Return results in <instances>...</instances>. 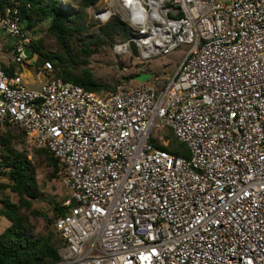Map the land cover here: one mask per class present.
<instances>
[{"label":"built area","instance_id":"2783aa9c","mask_svg":"<svg viewBox=\"0 0 264 264\" xmlns=\"http://www.w3.org/2000/svg\"><path fill=\"white\" fill-rule=\"evenodd\" d=\"M99 2L96 27L117 17L130 32L116 57L130 42L141 61L189 50L165 85L99 94L49 61L39 89L0 69V133L45 149L65 192L51 264H264V0ZM0 31L12 64L35 55L16 8ZM165 129L186 157L162 149ZM1 162L0 141V178Z\"/></svg>","mask_w":264,"mask_h":264},{"label":"trees","instance_id":"16d2710c","mask_svg":"<svg viewBox=\"0 0 264 264\" xmlns=\"http://www.w3.org/2000/svg\"><path fill=\"white\" fill-rule=\"evenodd\" d=\"M98 2L99 0H0V11H4L6 7L16 8L25 29L48 21L47 34L54 37L57 50L52 54L42 53V42L31 40L30 50L33 54L39 55V64L43 65L49 61L58 78L99 94L115 87L97 82L88 71L79 74L73 70L77 69L78 61L89 57L104 45L112 48L117 39H128L130 32L117 17H112L98 27L94 34L82 38V34L88 32V26L85 25L86 12ZM91 26L94 28L95 24ZM132 77L134 76L128 78ZM12 128L15 127H9ZM20 137L21 135H14L9 130L0 133L1 163L8 169L5 173L7 183H0V193L8 190L17 197L16 203L9 198L0 197V216L10 222L0 234V264H51L58 260L59 241H56V236L52 232L35 235L28 223L27 215L21 211L30 210L31 214H35L30 209L32 202L40 200L42 196L35 179L34 167L26 155L13 146ZM162 149L177 155L167 147ZM38 153L44 155L56 174V161L45 149H39ZM48 204L52 205L54 219L44 216L46 229L53 226L56 218L68 212L61 203L50 201Z\"/></svg>","mask_w":264,"mask_h":264},{"label":"rangeland","instance_id":"374dc122","mask_svg":"<svg viewBox=\"0 0 264 264\" xmlns=\"http://www.w3.org/2000/svg\"><path fill=\"white\" fill-rule=\"evenodd\" d=\"M100 6L101 3L98 2L94 7L87 10L85 25L88 26V32H84L81 36L82 38H85L86 35L94 34V31L97 30L98 27H95L96 25L94 28H92L91 25L95 24L93 23V15L95 10L99 9ZM47 27L48 21H44L38 23L31 29H27V31L31 40H40L42 42V53L52 54L57 50V44L54 37L47 34ZM14 43V39L0 31V47L5 45L12 46ZM188 50V46H181L166 56H157L147 61H141L127 55L116 57L113 54L111 47L104 45L94 51L89 57L82 61H78L77 69H75L76 71H73L79 74L82 71H88L97 82L108 85L109 87H116L118 85L136 86L150 83L165 85L177 72L179 65L187 55ZM34 56H36V62ZM38 56V54H35L30 59L32 60V64L29 67L32 71L33 67L35 68L36 66V68H39L42 65L39 64ZM5 61H7V58L0 54V62ZM132 75L134 77L128 78ZM155 79H157L156 82ZM8 130L14 135H21L13 146L17 151L24 153L34 167L35 179L42 196L40 200L32 202L30 209L34 211L35 214H31L30 210L26 211L22 209L21 211L27 215L28 223L35 235H45L48 232L49 234L52 232L56 236V241H59L58 244H60L59 234L53 226L46 229L45 221L43 220L44 216L48 219H54L52 205L48 204L50 201L61 203L65 199V192L60 185L59 177L57 173L55 174L53 167L49 164L44 155L38 153L39 149H36L28 143L24 133H20L16 128L9 129V127L6 128L5 132ZM158 135L162 136L167 145L166 147L171 151L176 152L178 156H187L188 153L185 145L177 142L170 129L157 132V136ZM4 176L5 177H3L0 183H7V177L6 175ZM0 197L9 198L14 203L17 202V197L8 190L0 193ZM9 224L10 222L7 219L0 216V234L7 226H9Z\"/></svg>","mask_w":264,"mask_h":264},{"label":"crops","instance_id":"0c3cea01","mask_svg":"<svg viewBox=\"0 0 264 264\" xmlns=\"http://www.w3.org/2000/svg\"><path fill=\"white\" fill-rule=\"evenodd\" d=\"M13 45L12 46L11 45H5V46L1 47L2 52H0V54H2L4 57H6L7 61L0 62V69L6 70L5 66H7V65L10 66V73H12L14 71L19 73L20 76L22 77L23 81L25 82V84L28 86V88L39 89L40 83L45 78V76L41 73L42 65L39 68H36V66H35V68L33 67V71H32L31 68L29 67L32 64V60H30L32 56L29 57V59L27 61H25L24 63H21L19 65L12 64L9 51L13 47ZM34 57H35V62H36V56H34ZM34 71H35V73H34ZM136 86H138V85H136ZM3 177H5V176L3 175L0 178V182L2 181Z\"/></svg>","mask_w":264,"mask_h":264},{"label":"water","instance_id":"95a60500","mask_svg":"<svg viewBox=\"0 0 264 264\" xmlns=\"http://www.w3.org/2000/svg\"><path fill=\"white\" fill-rule=\"evenodd\" d=\"M129 47H130V51L132 53V56L134 58H137L138 57V54H137L136 45L133 42H130ZM24 54H25L26 57H30V51L28 49H26L24 51Z\"/></svg>","mask_w":264,"mask_h":264}]
</instances>
